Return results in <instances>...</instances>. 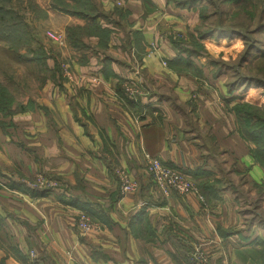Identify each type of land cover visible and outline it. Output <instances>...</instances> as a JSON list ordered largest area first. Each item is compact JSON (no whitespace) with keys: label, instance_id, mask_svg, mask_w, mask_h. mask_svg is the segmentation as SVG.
Masks as SVG:
<instances>
[{"label":"crops","instance_id":"obj_1","mask_svg":"<svg viewBox=\"0 0 264 264\" xmlns=\"http://www.w3.org/2000/svg\"><path fill=\"white\" fill-rule=\"evenodd\" d=\"M99 1L109 8L111 0ZM128 7L131 16L108 24L105 47H97L96 37L84 38L88 49L75 72L94 68L97 80L58 81L63 91L44 80L20 99L31 101L30 108L0 116V263L64 264L71 250L72 264H186L198 246L210 254L204 264H264V231L253 218L264 215V189L257 216L240 208L264 182L252 144L239 136L216 87L200 85L197 99H190L200 83L167 64L176 55L158 35L167 27L160 30ZM124 82L147 95L128 100ZM145 154L196 185L216 179L219 187L205 195H164L146 171ZM117 167L138 181L135 192L120 190ZM37 174L57 186L30 194L25 182ZM80 212L97 227L80 232Z\"/></svg>","mask_w":264,"mask_h":264},{"label":"rangeland","instance_id":"obj_2","mask_svg":"<svg viewBox=\"0 0 264 264\" xmlns=\"http://www.w3.org/2000/svg\"><path fill=\"white\" fill-rule=\"evenodd\" d=\"M64 1L69 2V0ZM96 1L100 2L99 0ZM147 1L148 3L145 2V4L143 0H111L109 8L105 9H112L117 6L122 9L126 8L128 11L129 5L132 10L136 9L135 16L143 15L144 18H151L160 30L167 27L163 34L158 35L168 40L170 44L175 40L184 44L193 43L197 46L195 50L198 52L190 58L204 77L193 73V70H191L192 72L179 71L197 78L200 83L199 86L196 83V89L191 91V100L197 99V90H200V85L207 87L210 83L212 87H216L218 94L222 93V96L219 94L220 99L225 108L232 113L236 126L237 119L232 110L235 104L247 101L264 108V0H247L246 9L243 11L235 9L232 2L225 0H200L196 6L185 8L172 5L170 0ZM55 2V0H0V5L13 10L28 25L33 37L30 44L22 43L17 47V51L25 55L31 52V56L42 52L43 55L41 64L35 60L34 62L18 60L12 49L9 48L10 42L0 36V82L9 87V91L14 94V98L17 100L16 102L20 101L26 89H28L27 92L35 91L34 87H37L44 80L47 88L51 83V87H57L58 91L62 90L61 86L57 85L58 81L72 82L76 77H89V79L91 78L90 82L97 80L98 74L94 68L90 69L87 75L76 74L74 63L80 62V66L82 65V61L85 60L82 59L88 46L84 41L85 37H83L81 41L86 46L79 50L73 48L67 29L69 24H76L72 23V19L76 16L55 9ZM130 13L128 12L127 17L128 15L131 16ZM201 13L208 16L205 23L215 24V28L223 26L225 28L223 32H215L211 36L200 37L197 28L203 22ZM55 37L58 41L55 40ZM237 44L240 45L239 49L234 47ZM73 49L74 52H72ZM246 49L249 52L247 58L241 61L242 54ZM144 51L145 48L139 55H143ZM87 53L88 59L95 57L90 54L92 52ZM14 83H18V85ZM86 84L89 83L86 82ZM63 86L68 91V87ZM77 87L76 84L70 85L72 89ZM121 87V92L125 94V98L132 101H136L140 96H145L148 93V90H143L141 87L128 82L121 83ZM131 90L136 92L131 93ZM201 90L203 89L201 88ZM227 105L228 107H226ZM25 183L31 188L37 187L33 185L34 180ZM193 183L196 190H199V185H196L194 181ZM260 198L261 195L257 194L255 199L245 200L243 203L240 201V208L243 209L244 215L257 216L255 212L261 210L257 200ZM263 216L261 212L259 216L253 218L257 224L255 228L264 231ZM87 231L80 232L85 233ZM193 251L194 248L189 253L190 257ZM68 252L71 256H67ZM204 253L207 258L206 263H208L210 254L208 251ZM192 262L196 264L194 261ZM68 263L72 264L71 250L65 252L64 264Z\"/></svg>","mask_w":264,"mask_h":264},{"label":"trees","instance_id":"obj_3","mask_svg":"<svg viewBox=\"0 0 264 264\" xmlns=\"http://www.w3.org/2000/svg\"><path fill=\"white\" fill-rule=\"evenodd\" d=\"M55 9H59L61 12L72 14L82 20L83 24L69 25L67 33H69V39L72 41L73 48L81 49L86 44L81 41L83 37H96L97 47L103 48L106 46L107 41L112 33V29L108 24L117 25L119 21L124 20L127 17L129 11L126 8L113 7L112 9H105V7L96 0H55ZM171 4L180 7H194L200 0H170ZM226 2H232L235 9H246L247 0H225ZM202 24L197 28L200 37L211 36L212 34L222 33L225 28H215L214 25L205 23V19L208 17L204 13H201ZM218 25V24H217ZM232 32V31H231ZM235 32V31H234ZM222 35V34H221ZM0 36L4 37L6 41L10 42V49L14 52V55L18 60L34 62V60L41 64L43 55L39 52L35 56H31V52L28 54H21L17 51V47L23 44L31 43V32L27 24H25L17 13L10 8H6L4 5H0ZM134 37L138 40L137 33L134 32ZM173 46L176 49L175 57L167 64L176 71L192 72L202 75L200 70L194 66L192 58L190 56L196 55L198 51L195 50L197 46L193 43L184 44L183 42L172 41ZM71 45V46H72ZM188 45V46H185ZM248 49H246L241 57V61L246 60L248 55ZM43 65H45L43 63ZM32 104L28 101L25 105L20 102H16L13 95L8 88L0 82V116H8L17 112H21L26 108H30ZM233 112L237 119V131L240 137L252 144L250 149L251 155L254 161L259 164L264 170V108L258 106L255 103L239 102L232 107ZM1 123V122H0ZM219 187V181L214 179L213 181H205L199 186L202 195H205L207 191H214ZM258 194H262L264 189V182L257 185ZM49 188L36 189L28 188L30 194L33 195H45L49 192ZM186 264H192L190 258L185 257ZM3 264V263H0Z\"/></svg>","mask_w":264,"mask_h":264},{"label":"built area","instance_id":"obj_4","mask_svg":"<svg viewBox=\"0 0 264 264\" xmlns=\"http://www.w3.org/2000/svg\"><path fill=\"white\" fill-rule=\"evenodd\" d=\"M55 40L58 41L56 37ZM151 47L153 48V44H151ZM130 92L135 93L136 91L131 90ZM144 158L146 162V171L164 195H167L169 192L185 194L196 191L193 181L180 171L165 164L159 158L151 156L150 154H145ZM115 173L119 180L120 190L123 193L135 192L138 189L137 180L126 170L121 167H117L115 168ZM33 185L37 186L36 188L50 189L56 187L57 183L55 181L48 180L43 174H37L34 177ZM76 223L80 231H87L97 227L96 224L92 222L89 214L86 212H80ZM67 256H71L69 252L67 253ZM30 257L34 258V253L32 251L30 252ZM190 260L194 261L196 264H204L207 261V258L201 248L196 246L194 251L191 253Z\"/></svg>","mask_w":264,"mask_h":264},{"label":"clouds","instance_id":"obj_5","mask_svg":"<svg viewBox=\"0 0 264 264\" xmlns=\"http://www.w3.org/2000/svg\"><path fill=\"white\" fill-rule=\"evenodd\" d=\"M234 47H236L237 49H239L240 45H239V44H237V45H234Z\"/></svg>","mask_w":264,"mask_h":264}]
</instances>
